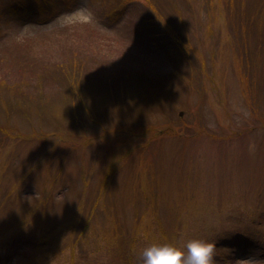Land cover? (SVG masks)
<instances>
[{"label": "rangeland", "instance_id": "1", "mask_svg": "<svg viewBox=\"0 0 264 264\" xmlns=\"http://www.w3.org/2000/svg\"><path fill=\"white\" fill-rule=\"evenodd\" d=\"M191 239L264 264V0H0V264Z\"/></svg>", "mask_w": 264, "mask_h": 264}, {"label": "clouds", "instance_id": "2", "mask_svg": "<svg viewBox=\"0 0 264 264\" xmlns=\"http://www.w3.org/2000/svg\"><path fill=\"white\" fill-rule=\"evenodd\" d=\"M61 18L58 17V20ZM93 13L86 8H78L65 13L61 27L72 24H91ZM143 264H214L215 244L203 239H191L184 247L172 244H152L141 251Z\"/></svg>", "mask_w": 264, "mask_h": 264}, {"label": "trees", "instance_id": "3", "mask_svg": "<svg viewBox=\"0 0 264 264\" xmlns=\"http://www.w3.org/2000/svg\"><path fill=\"white\" fill-rule=\"evenodd\" d=\"M173 6V5H172ZM150 21V18L149 17H147V16H145V18H144V21ZM150 26L148 25V28H149ZM67 72H70V71H67ZM74 72H77L78 74H80V72H78V71H74ZM77 76H79V75H77ZM73 77H76V76H73ZM214 263H215V261H214Z\"/></svg>", "mask_w": 264, "mask_h": 264}]
</instances>
